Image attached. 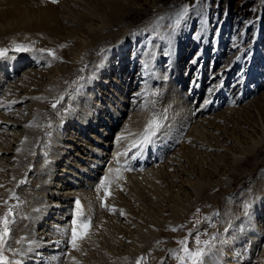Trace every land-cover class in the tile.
I'll use <instances>...</instances> for the list:
<instances>
[{
  "label": "bare ground",
  "instance_id": "bare-ground-1",
  "mask_svg": "<svg viewBox=\"0 0 264 264\" xmlns=\"http://www.w3.org/2000/svg\"><path fill=\"white\" fill-rule=\"evenodd\" d=\"M132 1L59 0L53 4L50 0H0V49L14 43L30 44L37 40L46 46L45 51H55V58L50 55L45 57L36 47L21 52L25 55L9 54L0 58V70L4 73L0 76V216L11 205L15 220L10 225L4 255L10 264H133L132 259L144 252L157 254L162 250L158 256L172 254L174 248L162 245L157 232L159 227L168 225L176 228V216L182 215L189 204L180 197L179 189H175L176 180L188 182L187 186L194 197L205 192L199 201L211 204L209 215H214L220 210L221 202L211 190L230 188L234 176H240L245 181H252L247 185V190L250 193L259 191L258 200L252 202L248 199L253 211L233 218L234 222L243 219L241 232L236 231L234 236H220L218 239L208 237L211 244L206 247L201 264H242L243 261L246 264H264V242L261 243L264 231L261 233L255 221L264 205V164L261 171L256 172L257 165L264 162L260 158L264 152V101L257 98L240 107L226 106L215 112L209 99L212 97L218 103L223 99L215 94L223 95L221 88L215 84L218 88L214 93H208L210 96L205 104L190 107L183 92L181 94L177 85L169 82L181 75L174 58L177 48L172 46L167 49L173 79L163 75L162 80L165 81L161 87L170 93L175 91V95L170 97L168 94L160 108L155 99L159 88L157 85L153 87V83L161 78L153 76L152 80L147 74L144 75L147 68L134 74V80L138 77L137 82L140 78L145 81L139 82L138 88L131 92L134 97L128 117H124L126 120L120 128L117 127L119 130L112 138L114 142L98 139V133L105 137L107 130L115 128L109 118L111 115L103 116L108 115L105 106L115 117L119 115L120 107L118 103L113 107L109 100L101 105L94 101L97 98L92 99L93 93H84V89L95 84L98 87L106 86V81L101 77L113 73L108 60L111 50H118L122 46L125 51L123 41L128 38V31L133 33V30L141 28L138 21L131 23L128 19L133 14L143 15L147 11L133 7ZM162 1L155 0L149 7L148 11L154 10L152 13L155 17L147 23L143 32L146 42L150 41L152 35L158 38L153 48L145 53L149 57L150 68L154 64L156 66L158 57L160 59L165 55L158 50L162 48L161 43L167 33L164 26L153 34V27L159 26L160 17L166 20V26L175 22L172 12L171 17L166 19L158 10L157 5ZM178 20L179 29L183 31V20ZM16 58L32 60L31 63L39 67L43 63L54 66L48 74H44V78L31 76L32 72L38 73V69H34L26 71L21 79L12 83L9 78L18 69ZM121 61L125 64L129 60L125 57ZM91 62L96 65L86 75L89 76V84H86L85 80L81 82V77L85 76L82 70ZM144 62H140L141 67ZM124 64L116 70L118 77L121 76L126 83L129 68ZM197 74H201V70ZM5 75L10 83L3 87ZM215 77L216 81L220 80H217V71L209 74L208 78ZM198 80H201V76H198ZM147 83L152 84L151 89L149 86L145 89ZM31 88L35 93L31 92ZM126 88L127 85L121 92H125ZM63 96H68V109L61 119L54 120L52 111L46 110L52 109V102ZM43 99L45 103L41 106ZM26 101H29V106L22 105ZM118 101L127 103L125 96L118 98ZM91 105V109L86 108ZM26 107L31 111L25 114ZM93 112L101 122L94 119ZM68 113H72V120L81 128V136L95 140L100 144L98 147L85 141L83 147L79 146L83 143H73L79 131L70 130L71 134H62L63 121L69 117ZM252 116L257 118L256 123L248 125ZM153 120L158 121V127L149 129V122ZM91 124L97 133L94 139L87 135ZM227 143L231 147L230 150L227 146L232 159L230 177L224 176L215 184L205 186L196 178L197 159L213 165L217 151L226 150L224 146ZM27 173H31L28 176L30 182L28 186H22L21 181L27 180ZM192 177L194 181L190 179ZM105 178L110 182L106 189L101 187ZM58 183L63 186L59 190L56 189ZM167 190L170 195L163 202L165 198H161ZM246 192L240 191L239 195L243 196ZM108 193L110 195L107 197ZM13 194L18 199H11ZM155 199L161 200L171 212L172 216L165 225L159 223ZM77 200L81 205L79 211L82 215L79 216ZM229 205L233 211L237 204L230 202ZM226 213L231 212L228 210ZM48 216L50 220L44 221ZM83 222H91L92 226L84 239L77 240L79 250H76L71 243L72 229ZM221 230L225 231L226 225ZM246 241L248 243L244 244ZM248 246V253H243L242 250ZM234 258L237 261L234 262Z\"/></svg>",
  "mask_w": 264,
  "mask_h": 264
},
{
  "label": "rangeland",
  "instance_id": "rangeland-1",
  "mask_svg": "<svg viewBox=\"0 0 264 264\" xmlns=\"http://www.w3.org/2000/svg\"><path fill=\"white\" fill-rule=\"evenodd\" d=\"M154 2H155V0H137V1L133 0L131 2L133 7H135V6L140 7V8H142V10L147 11V12H145V13H147V16H144L145 13H143V15L133 14L128 19L131 23H132V21H138V23L140 24L141 30L138 28L137 30H133L132 31L133 33L128 31L127 36L128 35L129 36L125 41H123V44H125V46H126L125 51L123 49L124 47H122V46H120L118 48V50L117 49L111 50L108 60H109V62H111V68L112 69L110 71L113 73L112 74H110V73L109 74H103V76L101 77V79H104L106 81V86L98 87V85L95 84V86H93L91 88L86 87L84 89V93H86V92L87 93H93L92 99L97 98L94 100V101H97V103L104 105V104H106L107 100H109V103H111V105L113 107H116L117 103L119 104V107H120V109H119L120 113L117 117H115L114 114H111L112 111H110L108 109V107H106L107 105L105 106V108L108 111V113H107L108 115L103 114V116L108 117L109 115H111L109 118H111V120L113 121V125L115 126V128H112V130L107 128L110 131H108V130L106 131L108 135L105 137L100 136V134L98 133V136H99L98 139L100 141H103V142L113 141L112 138L115 136V133L119 130L118 128H120L122 126V124H123L122 122H124L126 120L125 118L128 117V110L130 109V106H131V99L134 97L131 94L135 91L134 89H137L138 86L141 84L139 82L145 81L144 78H140V81L137 82L138 77L135 78V80H134V77H135V76H133L134 74L137 75V74H139V72H141L142 70H145L147 68L144 75L147 74V76L150 77L152 80L156 76L161 78V80H159V82L155 80V82L153 83V87L157 85L159 88V91L156 89L157 91L155 93V99L157 100V104L160 108H161L162 103H164L163 100L168 96V94L170 97L175 95V93H176L175 91H171V93H170V91H164L165 88L163 89V86L161 87V84L165 81L162 79L165 76L172 78V70H171L172 68H171L170 58L168 55L169 51L167 49L168 47H172V46L174 48H177V50L174 53V58H175L176 66L178 64L177 67H179V74H181V75L178 76L177 80H175V79L169 80V82L175 83L177 85V88L180 90L181 94L183 92L182 95L186 96L185 100L187 101L189 106L193 108L195 105H196V107H198V106L201 107L202 104H205V100L208 101V97L210 96V94H208V93L209 92L214 93V91L216 90V89L213 90L214 86L210 87L211 85H209L208 87H206L208 89L206 91V94L203 91L205 89V88L203 89L204 84L207 86L210 81L212 82V84L214 82H217L216 77H215V79H210L209 82H206V81H208L207 78L209 77V74H212L215 71H217L218 72L217 80L220 79L221 76H219V71H220V69H222V65L224 66V68H226V66H228V62L234 60V56H233L234 46H237V44H239V42H233V41H237L239 38L241 40L248 39V40L243 42V45L241 48H239L237 46V48L235 50L236 53L237 52L241 53L237 56V59H236V62L238 63V65H241L243 63V60H244L243 55H245L249 52V54H248L250 56L249 61H246L244 66L239 67V69L241 71L243 69H246V75L241 78L240 73L236 72L234 77L236 78V80L242 81L240 79H243V81H244V80H246L247 76H249V77H251V75L255 76L256 72L263 71V73H261V76L263 77V79L260 81V83H257L258 81H254V77L250 78L251 81H254V83H256V84L251 85L250 91L249 90L243 91L244 93L249 92L251 94L247 95L245 98L242 99L241 102L237 103V106L239 105V107H240V105L242 106V105L248 104L251 102V100H254L257 98L261 102L264 101V96H263L264 95V66H263L264 62L259 56H256V53H254V52H256V49L251 46L253 43L257 44V34L258 33L256 34V32H257V29H259L260 25H262V22L264 23V0H163L162 2H160V4L157 5L158 10H160L162 12V14L165 15L166 19L169 16L171 17L170 13L172 12L173 13L172 18L174 19L173 21H175V22H174V24H173V22H171L170 25H168V23H167L168 26H166L165 25L166 20L163 21V17H160L158 20V21H160V22H158L159 26L155 25V27H153V29H152V33L156 34L157 30L160 27L162 29L164 26L167 28V30H165V32H167V33H165V36L163 38L164 41L162 40L163 42L161 43V47H162L161 49L162 50L161 49L158 50L161 52L160 54L165 53V55L163 57H160V59L158 57V61H156L157 63L155 62L156 66L154 64L155 67L153 66L154 68L152 67L153 68L152 69L148 66L149 57L145 53L148 50L150 51L153 48V45L158 42V38L155 35H152V38L150 39V41H147L148 42V44H147V42L144 40L143 32L147 28V23L150 20H152V18L155 17L154 14L152 13V12H154V10L148 11L149 7H151L154 4ZM7 12H9V11H7ZM261 15H262V19L260 17ZM178 18L183 20V24H182L183 31H181L179 29L180 28L178 26L179 23H177L179 21ZM246 21H248V22L256 21V27L254 30V35H255L254 39H251L250 37L252 36L251 29L253 28L255 23H253L251 25H247L245 23ZM156 27H158V28H156ZM222 29H225V30H222ZM220 31L223 32L221 34L223 39L218 44L217 38L214 36H215V33H218V32L220 33ZM226 35H227V37H226ZM224 37H226V40L224 39ZM206 41H208V45L202 47L203 45H205ZM30 44H26V43L25 44H23V43L15 44L14 43L11 46H6L5 48H2V49H7L6 55L10 54V55H16L17 56V55H25V54L21 53V52H25V51H15V46H17V45H23L24 47H26L28 49L27 51L31 50V48H33V47H34L33 49H35V47H36L37 50H39L40 54L43 55V53H44L45 57H47V55H48L47 50H51V49H47L45 51L44 48L46 46L37 40H34V42L30 43ZM227 46H229V48H226ZM8 47H11V48L9 49ZM179 47H184V48L179 49ZM199 47H202V49L200 48V51H201L200 57L204 56L203 48H205V51H206L207 49L210 50L209 49L210 47H216V49L213 53L216 54L218 50L220 52L218 53L219 56L214 61V62H216V64L214 66L211 64V59H209L208 61L206 60L203 68L200 69L201 70V74H200L201 80H198V78H197L196 79L197 82L195 81L192 83L195 87L192 85L193 87L191 88V90H190L191 93L189 94L188 89L190 88V85H189V83L191 81L190 78L193 77V73H194V71H191L189 69L192 66L191 65L192 63L190 64V61L192 60L195 52L199 49ZM247 47H249V48H247ZM56 55H58V54L56 53ZM225 55H226L227 59H225V57H223ZM228 55H229V57H228ZM3 56H0V58H3ZM101 56L102 55H100V57ZM142 56H144V57H142ZM125 57H126V60H129V61H127V63L124 64V61L122 62L121 60H123ZM254 57H255V59L251 63V59ZM99 58H97V59H99ZM220 59H222L224 61V63H221V65L219 66L218 61H220ZM16 60L18 61V63H17L18 69L16 68L17 70L15 71V74L12 73L10 78L9 77L6 78V75L4 76L7 82L4 81V83L2 85L3 87L7 86L9 79L11 80L10 82L15 83L16 80L21 79L23 74L26 71L29 72V70H34V69L37 70L38 69L37 70L38 73H36V72L31 73L30 72L31 76L32 75L33 76L38 75L37 78H39V77L44 78V74H48L50 72V70L53 69L52 67L54 66V65L49 64V63H45V64L43 63L39 67V66H36L33 63H31V61H32L31 59H30L31 61H28L26 59L20 60L19 58H16ZM142 60L143 61L145 60V62H144L145 65L143 64V66L141 67L140 62H142ZM22 61H23V63H22ZM49 62H51V61L49 60ZM95 62H97V61L95 60ZM93 63L94 62H91L83 68L82 71L85 73V76L81 77V82L85 80L84 82L86 84H89L88 83L89 82V76L86 77V75H88L89 71L92 68H94V65H96V64L93 65ZM123 64L125 65V67L127 66L129 68L128 71L126 70L127 71L126 75L128 77V80L126 83H125V79H123L121 76L118 77V75H117L119 67ZM193 66L191 68H193ZM117 67H118V69L116 70ZM195 70H197V68ZM203 72H205V73H203ZM230 72L231 71L224 70L222 75L229 74ZM129 73H130V75H129ZM3 74L4 73L1 72V70H0V76H2ZM163 75H165V76L163 77ZM229 76H233V75H229ZM256 78L258 79L259 76H256ZM189 79H190V81H189ZM202 79L205 83L202 81ZM166 82H167V80H166ZM199 82L201 83L200 88L198 87ZM226 83H229V81H226ZM147 84L148 85L145 86V89L148 86L151 89V86H150L151 83H147ZM195 84H197V87ZM126 85H127V88L125 89V92L122 93L121 91L123 90V88L126 87ZM260 85H262V87H260ZM2 86H1V88H3ZM216 86L219 87L218 84H216ZM218 87H216V88H218ZM193 88H194V90L192 92ZM198 88H199V90H198ZM219 88H222V87H219ZM97 89H99V90H97ZM150 89H149V91H150ZM209 90H211V91H209ZM237 90H234V92ZM239 90H240V88H239ZM31 92L35 93V90L33 88H31ZM166 93H167V95H166ZM184 93L187 95H185ZM123 96H125L127 103H123V102L120 103L118 101V98H121ZM191 96H192V98H191ZM67 101H68V96H63L62 99L60 98L56 102H52L51 107H53V104L56 105L55 108H52V109H54V111L52 109H47L46 111H50V112L52 111V113L54 115L53 116L54 120H56V119L59 120V119H61V116L63 115V113L66 114V110L68 109V104H67L68 102ZM209 101H214V100H212V97H211V99H209ZM28 102L26 101V103L24 102V103H22V105L23 106H26V105L29 106ZM44 103H45V99H43V101H41L40 105L43 106ZM213 105H214L213 110L215 112L223 110L227 106L225 103L224 104L221 103L219 106H216L215 104H212V103L210 104V106H213ZM86 108L91 109L92 105L86 106ZM24 109H25V111H24L25 114L28 113L29 111H31V109L29 110V107H26ZM98 113H101V112L98 111ZM263 113H264V111H263ZM92 114L94 115V119L97 122H101L100 117H98L95 112H93ZM67 116H69V117H65L64 121H63L62 130H61L62 134H66V133L71 134L70 130L79 131V134H77V137H75L73 139V143L76 141H77L76 143L79 142L78 144L83 143L82 145H79L82 147L85 145V142L88 143V145H91L93 147H98L100 145L95 140H92V139L87 140V138H85L84 136H81L82 135V133H80L81 128H79V126L75 120H72V118H71L72 113H68ZM113 117H115V119H113ZM252 117L253 118L252 119L250 118V120L247 122L248 125L251 123H253V124L256 123L257 118L254 116H252ZM91 127L92 128H90L91 130L89 129V131L87 132V135L92 136L94 139L96 137L95 135H97V133L94 131V125L91 124ZM227 144L224 146L226 148V150L220 149L217 151V153L215 155V157H216L215 161H213V165L207 164L206 161L203 162V160L201 158L197 159L199 161H198V163L196 162V164L198 166L197 171H195L196 178H199V180L201 182L205 183L206 184L205 186H209V185L211 186V185L215 184L219 179H221L224 176L230 177L229 171H230V168L232 166V159H231V155H230L229 151L231 150V147H229V144L228 145ZM227 146H228V148H230V150L227 148ZM148 156H149V158L152 157V155L150 153L148 154ZM260 158L264 159V152ZM263 164H264V162L257 165V166H259L258 167L259 169L257 168L256 172L259 173V171H261ZM32 167H34V164L32 165ZM59 167H61V166H59ZM56 172H58V169L56 170ZM26 176H27V180H23L24 182L22 183V186H28V183L30 182V180L28 179V176H31V173H27ZM180 178H181V176H180ZM190 179L194 181L193 177ZM251 182H249V179L245 181L240 176L239 177L234 176V181L231 182L232 184H231L230 188L212 189L211 191H213V193H215L219 196L218 199H220L221 203H220V210H218L214 215H213V213L209 215V212H210L209 210L211 208V204L206 203L207 204L206 205V204H203L201 201H199L202 199L201 197L203 196V194L205 192L204 193L200 192L197 197H194L193 191H191L190 188H188L189 186H187L188 182L183 183L182 180L181 181L176 180V183H175L176 185L174 186L175 189H177V188L179 189L180 197L183 198L184 202H187L189 204H188L187 208L185 209L186 211L182 215H177V216L175 215L176 220L178 221L177 222L178 225L176 228L170 227L168 225L164 228L159 227L158 232H157L159 240L162 243V245L164 244V246L168 245L170 248H174L173 253L169 254V255L158 256V254L162 253V250L158 251L157 254L156 253L150 254V253L144 252L142 254L137 255L135 258L136 260L132 259V263L137 264V261L139 260L140 264H151V263L152 264L153 263H156V264H181L179 257H183L184 253L181 251V245L178 243V241H182V240L186 239L187 247L190 250H192L195 248L197 249V247H198V245L196 243L197 239H199V241H200V245H199L200 247H207L209 244H211V240H208L209 236L211 237V239H218L220 236H224V237L234 236L236 231L241 232L240 226L243 224V219H241L239 221L236 220L234 222L233 218L238 217V216H242V215L245 216L246 213L248 214L249 211H253V209H250L251 207L249 206L248 199L252 202L257 201L258 200V194H260L259 191H257V190H254L253 193H250L249 192L250 190H247V185L249 186L251 184ZM60 187L62 188L63 186H61V184L58 183V185H56V189L59 190ZM211 191H210V193H212ZM240 191L241 192L247 191L246 192L247 194L240 196L239 195ZM169 195H170V192H169V190H167L161 198L162 200H163V198L166 199V200L164 199L163 202L168 200ZM15 197L18 198L17 195H15ZM11 199H13V198L11 197ZM105 200L106 199L104 198L103 201L105 202ZM155 200L157 202H155L154 207H156L158 209L157 216H158V218H160L159 223L162 222L161 225H165L170 220V217L172 216L171 212L167 208V205H164L161 200H159V201H158V199H155ZM230 202H234L237 204L236 207H234L233 211H231L229 208ZM102 205H105V204L103 203ZM237 206H238V208H237ZM228 210L231 213L227 214L226 212ZM261 212L262 213L260 214L259 217L258 216L256 217L255 221L258 224L257 227H259V229H261V233H263V231H264V205H263ZM44 219H43L44 221H47V220H50V217L48 216L47 218H44ZM227 222H228V224H227ZM224 225H226L225 231L221 230ZM91 226H90V228H91ZM238 226H239V228H238ZM174 228L177 230L173 231L172 229H174ZM220 231H223V232L220 233ZM226 234H228V235H226ZM206 241L209 242V244L207 246H205ZM263 242H264V237L261 239V243H263ZM247 243L248 242L246 241L244 244H247ZM244 244L242 245L243 247H244ZM167 251L168 250H166V253H167ZM248 251H249V246L245 247V249L242 250L243 253L244 252L248 253ZM87 259H88V256H87ZM235 261H237V258H234V262ZM184 264H190V262L185 261ZM242 264H246V262L243 261Z\"/></svg>",
  "mask_w": 264,
  "mask_h": 264
},
{
  "label": "snow or ice",
  "instance_id": "snow-or-ice-1",
  "mask_svg": "<svg viewBox=\"0 0 264 264\" xmlns=\"http://www.w3.org/2000/svg\"><path fill=\"white\" fill-rule=\"evenodd\" d=\"M50 2L53 4H56L59 2V0H50ZM27 50L28 49L22 45L15 46V51H27ZM47 52H48V55H51L53 56V58H55V53L53 50H47ZM6 54H7V49H0V56L6 55ZM55 107L56 105L53 104V108ZM148 127L149 129L153 127H158V121H155V120L150 121ZM23 182L24 181H21V183ZM109 183H110L109 180L105 178L101 187L106 189ZM0 187H2V185H0ZM12 198L18 199L17 197H15L14 194ZM5 204H7V201H5ZM76 206L78 209L77 215L78 216L82 215V213L79 211L81 205L78 200L76 201ZM112 210L114 211V209ZM123 214H124L123 211H121V215ZM13 217H14V212H13V206L11 205L8 207V210L2 216H0V264H10L8 258L3 253V248L6 243L7 238L10 235V225L15 223V220ZM75 223L76 222H74V224ZM89 228H90V222H83V223L76 224V227L72 229L71 243L74 249L79 250L78 245H77V240L84 239L88 234ZM77 229H80V231L78 232ZM172 230L176 231L177 229L174 228ZM178 243L181 245V251L184 253L183 257H179L181 264H184L185 261H189L190 264H201L203 257L206 255L207 248L199 246L200 245L199 239L196 240L198 247L195 251H192L187 247L186 239L182 241H178ZM208 244L209 242L206 241L205 246H207ZM137 264H140L139 260L137 261Z\"/></svg>",
  "mask_w": 264,
  "mask_h": 264
}]
</instances>
